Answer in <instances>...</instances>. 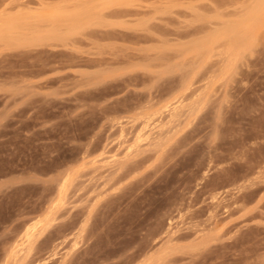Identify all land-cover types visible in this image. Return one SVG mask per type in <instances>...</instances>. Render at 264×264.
I'll return each instance as SVG.
<instances>
[{
  "label": "rangeland",
  "instance_id": "obj_1",
  "mask_svg": "<svg viewBox=\"0 0 264 264\" xmlns=\"http://www.w3.org/2000/svg\"><path fill=\"white\" fill-rule=\"evenodd\" d=\"M0 264H264V0H0Z\"/></svg>",
  "mask_w": 264,
  "mask_h": 264
}]
</instances>
